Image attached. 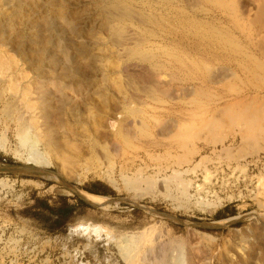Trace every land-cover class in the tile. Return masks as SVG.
<instances>
[{
  "label": "rangeland",
  "instance_id": "1",
  "mask_svg": "<svg viewBox=\"0 0 264 264\" xmlns=\"http://www.w3.org/2000/svg\"><path fill=\"white\" fill-rule=\"evenodd\" d=\"M60 1H0L5 18H27L22 47L0 25V180H8L0 183V264H142L146 250L168 242L166 264H264V0ZM47 20L55 26L43 32L52 43L42 60L31 37ZM60 40L73 58L54 66ZM57 74L79 90H68L70 105L51 102L48 126L60 142L51 151L33 88H54ZM13 101L10 118L4 107ZM32 153L55 165H31ZM95 182L114 195L88 192ZM82 193L108 200L94 205ZM60 197L87 204L64 233L50 235L23 214L37 198L54 205ZM226 209L236 214L216 219ZM157 251L148 264H160Z\"/></svg>",
  "mask_w": 264,
  "mask_h": 264
},
{
  "label": "bare ground",
  "instance_id": "2",
  "mask_svg": "<svg viewBox=\"0 0 264 264\" xmlns=\"http://www.w3.org/2000/svg\"><path fill=\"white\" fill-rule=\"evenodd\" d=\"M0 1H3V3L4 2H7V4H9V3H12L13 5V7H14V5H15V7H16V4H20V6H22V2L23 1H25V0H0ZM51 1V0H50ZM60 1V0H59ZM114 1V0H113ZM60 2H62V1H60ZM116 2H117V0H116ZM116 2H108L109 3V5H108V8L111 10L112 9V11L114 10V8H116V6H118V5H116ZM122 2V1H121ZM128 2V1H127ZM147 2V1H146ZM105 3V2H104ZM123 3V2H122ZM31 4V3H30ZM45 4V3H44ZM57 4V3H56ZM97 4V3H96ZM106 4V3H105ZM1 5V4H0ZM25 5H26V3H25ZM122 5V4H121ZM2 6V5H1ZM11 6V7H12ZM19 6V7H20ZM56 6V5H55ZM120 6V5H119ZM119 6L117 7V8H119ZM128 6V5H127ZM127 6L125 5V8H124V6H123V8L124 9H127ZM2 8V7H1ZM21 8V7H20ZM19 8V9H20ZM25 8V7H24ZM57 8V7H56ZM59 8V7H58ZM66 8V7H65ZM77 8V7H76ZM107 8V9H108ZM122 7L120 8V10L121 9H123ZM22 10H23V8H21ZM61 9H62V7H61ZM61 9H60V11H61ZM104 9V8H103ZM14 10V9H13ZM21 10V11H22ZM116 11V10H115ZM119 11V10H118ZM103 12V11H102ZM107 12V11H106ZM1 13H2V10L0 9V15H1ZM10 13H12V12H10ZM14 13V12H13ZM21 14H23L22 12H21ZM27 14V13H26ZM56 14V13H55ZM106 14V13H105ZM110 14V13H109ZM118 14H120V13H118ZM123 14H125V13H123ZM129 14H131V13H129ZM84 15H85V13H84ZM104 15V14H103ZM102 15V16H103ZM108 15V14H107ZM126 15V14H125ZM132 15V14H131ZM4 16V17H3ZM19 16V15H18ZM115 16H117V15H115ZM119 16V15H118ZM123 16V15H122ZM121 15H120V17H122ZM128 16V15H127ZM14 17H17V16H14ZM19 17H21V15L19 16ZM24 16H22L21 17V19H19L18 20V22L20 23L21 21H23L24 22V20L22 19ZM29 17H30V15H29ZM18 18V17H17ZM16 18V19H17ZM86 18H88V17H86ZM105 18H106V16H105ZM104 18V19H105ZM109 18V17H108ZM123 18V17H122ZM24 19H27V18H25L24 17ZM29 19V18H28ZM61 19H62V17H61ZM110 19H111V16H110ZM110 19H108V20H110ZM113 19H114V17H113ZM112 19V20H113ZM115 19H116V17H115ZM114 19V20H115ZM119 19V18H118ZM129 19H130V17H129ZM39 20V19H38ZM60 20V19H59ZM86 20V19H85ZM93 20V19H92ZM107 20V19H106ZM113 20V21H114ZM62 21H64V20H62ZM71 21V20H70ZM96 21V20H95ZM102 21H103V19H102ZM127 21V20H126ZM25 22H27V20L25 21ZM30 24V26L32 27L33 26V24H32V19L31 20H29L28 21ZM61 22V21H60ZM68 22V21H67ZM80 22V21H79ZM117 22H118V20H117ZM121 22V21H120ZM124 22H125V20H124ZM17 23V20H15V18L13 19V16H8V18H5V15L2 13V16H0V25H2V27H5V28H3L2 29V31L5 33V34H8L7 35V37H9V38H12V39H19V43L17 44V47L18 46H21L22 47V45H24V44H20V39L21 38H24L25 39V37H24V35L25 34H23L24 32L22 31V30H20L21 28L19 27V23H18V25L16 24ZM42 23V22H41ZM75 23V22H74ZM102 22H100V24H101ZM104 23V22H103ZM108 24H110L109 22H107ZM123 23V22H122ZM107 24V25H108ZM114 24H115V22H114ZM22 25V24H21ZM20 25V26H21ZM25 25L27 26V23H25ZM65 26H67L66 24H64ZM74 25V24H73ZM98 25L99 24H97V27H98ZM111 25V24H110ZM23 26V25H22ZM55 25H54V22L53 21H51L50 22V20H47V21H45V22H43V24L42 25H39V27L40 28H42L41 30H42V33H39V34H36V35H34V36H30L31 37V42H37V45L39 46V44H41V47L40 48H37V49H40L39 50V55H42L41 56V59H42V57H44L45 56V58H46V52H47V50L51 47V43H52V36H51V34H50V36H44V34H43V32H49V31H51L50 29L52 28V27H54ZM65 26H64V28H65ZM76 26V25H75ZM100 26V25H99ZM1 27V26H0ZM74 27V26H73ZM73 27L71 26V27H66V31H68L69 33H71L72 32V34H73V31H69V29H73ZM102 27V26H101ZM101 27H99V28H101ZM20 28V29H19ZM122 28V27H121ZM23 29V28H22ZM54 29V28H53ZM112 29V28H111ZM61 30V29H60ZM107 30V29H106ZM119 30H121L120 28H119ZM99 31V30H98ZM39 32V31H38ZM55 32V31H54ZM64 32V31H63ZM121 32V31H120ZM2 34V33H1ZM65 34H67V33H65ZM64 34V35H65ZM90 34V33H89ZM128 34V33H127ZM53 35H55V34H53ZM76 35H77V33H76ZM87 35V34H86ZM67 37H69L68 35H67ZM74 38V37H73ZM97 38V37H96ZM128 38V37H127ZM93 41V40H92ZM124 41V40H123ZM131 41V40H130ZM133 41V40H132ZM22 42H23V40H22ZM127 44V43H126ZM134 44V43H133ZM36 45V46H37ZM115 45V44H114ZM35 45H33V47H34ZM35 46V47H36ZM37 46V47H38ZM95 46V45H94ZM142 46V45H141ZM73 48V47H72ZM81 48V47H80ZM53 49H55V48H53ZM69 49H70V46H68L67 45V43L66 42H61V40H60V42H59V54H60V57H59V54H56V55H54L53 57H52V60H50V62L51 63H53L54 64V66L58 63V60L59 59H63V60H65V63L66 62H68V60L70 59V58H73V57H71V55L69 54V53H71L70 51H69ZM82 49V48H81ZM18 50V49H17ZM36 50V49H35ZM58 50V49H57ZM83 51H85L84 50V48H83ZM122 51V50H121ZM78 52V51H77ZM86 52V51H85ZM133 52V51H132ZM140 52V51H139ZM147 52H149V51H147ZM92 53V52H91ZM96 53V52H95ZM120 53V52H119ZM136 53V52H135ZM51 54H52V52H51ZM131 54V53H130ZM69 55V56H68ZM82 55V54H81ZM140 55V54H139ZM38 56V55H37ZM74 56V55H73ZM76 56V55H75ZM144 56H146V55H144ZM143 56V57H144ZM35 57V56H34ZM140 57V56H139ZM149 57V56H148ZM151 57V56H150ZM37 58V57H36ZM38 58H40V57H38ZM65 58V59H64ZM69 58V59H68ZM80 58V57H79ZM2 59V58H1ZM35 59V58H34ZM44 59V58H43ZM42 59V60H43ZM136 59V58H135ZM137 59H138V57H137ZM149 59V58H148ZM40 61V60H38V61H40V63L42 64L43 63V61ZM121 60V59H120ZM70 61H73V60H70ZM145 61V60H144ZM143 61V62H144ZM6 62V61H5ZM29 62V61H28ZM45 62V61H44ZM62 62V61H61ZM91 62V61H90ZM8 63V62H7ZM64 64V61L62 62V65ZM36 65H38V67L36 68L37 69V71L39 72V70H40V67H42V65H40L39 63L38 64H36ZM66 64H64V66H65ZM69 64H67L66 66H65V69H67V76H70V77H72V78H74V77H76L77 76V72H74V70L73 69H71V67L72 66H68ZM78 65V66H77ZM139 65V64H138ZM75 66V65H74ZM76 66L77 67H79V64H76ZM76 67V68H77ZM90 67V66H89ZM135 67H138V71L140 72V74L142 75L141 77H142V79H143V81H145V82H147V83H151L150 85H152V84H155V83H158V75L156 74V73H153V72H151L150 70H146V68H143V67H140V66H135ZM35 68V67H34ZM73 68V67H72ZM135 69H137V68H135ZM43 70V69H42ZM46 70V69H45ZM127 70V69H126ZM36 73V72H35ZM57 72H55V73H52V75L53 74H56ZM15 77V76H14ZM38 77V76H37ZM39 77H42V76H39ZM44 77V76H43ZM42 77V78H43ZM134 77V76H133ZM77 78V77H76ZM37 79H39V78H37ZM64 79V77H62V75H59V74H57V75H55V77L54 78H52V80L51 79H49L50 81L48 82L49 84V86L52 84L53 85V87L54 88H52V89H50V87H48L47 86V84L46 83H41L40 85L38 84V86H37V88L35 89V88H33L34 89V91L35 90H39L40 91V99L42 100V107L41 108H39V109H41L40 111L42 112V115H43V117L45 118V125H47V129H48V131H47V133H45V134H43V138H44V141H45V146H46V149L48 150H50L51 149V151H52V148H55L56 147V149H58L57 148V145H58V142L59 141H57V132H56V130H51L50 129V127L48 126V124H49V118H52V113H51V102H54L55 103V105H56V101L58 102V100H60V102L65 106V105H70V103L72 102V99L70 98V94L68 93V90L69 91H73V92H77L79 89H70L71 88V86H68L67 84H65V85H63L62 86V80ZM73 81V80H72ZM117 81V80H116ZM263 81V80H262ZM65 82V81H64ZM36 85H37V83H36ZM28 87V86H27ZM96 88V87H95ZM28 89V88H27ZM97 89V88H96ZM15 90V89H14ZM24 90V89H23ZM95 90V89H94ZM39 91L37 92V93H39ZM93 91V90H92ZM96 91V90H95ZM104 91H107V89H105ZM191 91V90H190ZM23 92V91H22ZM30 92V91H29ZM93 93H95L94 91H93ZM92 93V94H93ZM3 94V93H2ZM29 94V93H28ZM103 95H104V93H102ZM1 95V94H0ZM26 95V94H25ZM100 95V94H99ZM27 96V95H26ZM72 96V95H71ZM30 97V96H29ZM72 97H74V95L72 96ZM76 97V96H75ZM74 97V98H75ZM85 97H87V96H85ZM89 97V96H88ZM93 97H95V96H93ZM104 97V96H103ZM107 97V96H106ZM27 98V97H26ZM39 98V97H38ZM73 98V99H74ZM108 98V97H107ZM26 100V99H25ZM106 101L105 99H102V101ZM74 101V100H73ZM111 101V100H110ZM24 102V101H23ZM41 102V101H40ZM129 102V101H128ZM240 102V101H239ZM15 102L13 101V102H9V103H7V105L4 107L5 109V112H6V116H8V117H12L14 114H15V112H16V109H17V107H16V105L14 104ZM106 103V102H105ZM40 104V103H39ZM58 105H59V103H57ZM34 106H36V105H34ZM32 107V106H31ZM33 108V107H32ZM31 108V109H32ZM52 108H54V107H52ZM58 108H60V107H58ZM138 108V107H137ZM129 109V108H128ZM131 109V108H130ZM55 110V109H54ZM60 110V109H59ZM131 110H129V112H130ZM40 112V113H41ZM134 111H131V113L133 114V116L134 115H137V114H135V113H133ZM131 114V115H132ZM215 117V116H214ZM157 122V121H156ZM224 122V121H223ZM51 123V122H50ZM141 123L142 122H140V124L139 125H141ZM53 125V124H52ZM122 125V124H121ZM143 126V125H142ZM124 127V126H123ZM52 128V127H51ZM54 128V127H53ZM211 128V127H210ZM145 129V128H144ZM45 130V129H44ZM46 132V131H45ZM59 132V131H58ZM144 132V131H143ZM22 133V132H21ZM58 134H60V132L58 133ZM59 136V135H58ZM61 141V140H60ZM123 141H125V140H123ZM128 141V140H127ZM60 143V142H59ZM60 145H62V144H60ZM68 147V146H67ZM55 150V149H54ZM59 150V149H58ZM116 152V151H115ZM118 152V151H117ZM253 152V151H252ZM13 153H15V152H13ZM22 153V152H21ZM16 154H18V153H16ZM15 154V155H16ZM37 154V153H36ZM22 155V154H21ZM21 155H20V157H21ZM31 155V157H32V159H30V160H32L31 162L32 163H30L31 165H33V166H35V167H39V168H43V169H47V168H50V167H52L53 165H55V163H51V162H49L47 159L46 160H42L43 158H39V154H37L38 155V157L35 155V153H32V154H30ZM29 155V156H30ZM28 156V155H27ZM42 157V156H41ZM44 157V156H43ZM25 158V157H24ZM27 158V157H26ZM25 161L26 160H28V159H24ZM23 160V161H24ZM70 162V161H69ZM61 168H62V166H61ZM63 169V168H62ZM191 169V168H190ZM193 169H195V168H193ZM140 170V169H139ZM184 171V170H183ZM193 171V170H192ZM68 172V171H67ZM138 173H140V172H138ZM175 173V172H174ZM125 175V174H124ZM194 175V174H193ZM140 176V175H139ZM145 176V175H144ZM173 176V175H172ZM196 176V175H195ZM101 177V176H100ZM137 177V176H136ZM208 177H209V175H207L206 177H204L205 178V180H207L208 179ZM107 178V177H106ZM168 178V177H167ZM170 178V177H169ZM210 178V177H209ZM125 179V178H124ZM196 179H198V178H196ZM204 180V179H203ZM204 180V181H205ZM7 179H5V180H0V183H7ZM127 181H130V179L129 180H127ZM132 181V180H131ZM131 181H130V183H131ZM151 181H152V179H151ZM134 182V181H133ZM168 182L169 181H165L163 178L161 179V178H158V180H157V184H158V186H159V188L161 189V190H165L166 191V188H168L169 186H168ZM207 182V181H206ZM36 184V182H33V184ZM135 183V182H134ZM133 183V184H134ZM139 183V182H138ZM32 184V183H31ZM34 184V185H35ZM37 184H39V183H37ZM36 184V185H37ZM152 184H154V183H152ZM185 184V183H184ZM186 184H187V182H186ZM2 184H0V187H2L1 186ZM10 185V184H9ZM14 185V184H13ZM147 185V184H146ZM180 185V184H179ZM178 185V186H179ZM188 185V184H187ZM187 185H185V186H187ZM114 186V185H113ZM152 185H150V187H151ZM156 186V185H155ZM182 186V185H181ZM180 186V187H181ZM200 186H202V185H200ZM133 187V186H132ZM189 187V186H188ZM187 187V188H188ZM39 188V187H38ZM170 188V187H169ZM201 188V187H200ZM183 189V188H182ZM172 190V189H171ZM168 191V190H167ZM82 197L86 200V201H88V202H90V203H92V204H94V205H103L108 199L107 198H105V197H102V196H97V195H93V194H89V193H82ZM208 211V210H207ZM219 223H220V221H219ZM152 229V228H151ZM84 230V229H83ZM72 231H74V229L72 230ZM72 231H71V233H72ZM136 234V233H135ZM127 235V234H126ZM133 235V234H132ZM205 235V234H204ZM129 237V236H128ZM140 237V236H139ZM144 238V237H143ZM131 240V239H130ZM120 241V240H119ZM132 241V240H131ZM153 241V240H152ZM10 244V243H9ZM123 244V243H122ZM164 244V243H163ZM161 245V246H159L158 247V245H157V247H156V249L154 248L153 250H159V251H157L156 252V254L158 255V259H159V263L160 264H166V262L167 261H170L169 259H170V255L168 254V252L170 251L171 252V249L173 248V244L171 243V242H168V243H165L164 245ZM138 245V244H137ZM151 245V244H150ZM119 246V245H118ZM135 246V245H134ZM145 247V246H144ZM175 247V246H174ZM125 248V247H124ZM127 250V249H126ZM153 250L152 249H149V250H146V252L149 254V255H146V257H150V258H152V256L155 254V253H149V252H153ZM146 253V254H147ZM144 255V254H143ZM169 255V256H168ZM142 256V255H141ZM145 257V258H146ZM157 257V256H156ZM143 259V257H142V264H148L149 262H147L146 260H148V258L147 259ZM153 259H154V257H153ZM155 260V259H154ZM256 260H257V258H256ZM150 261V260H149ZM255 261V260H254ZM151 262V261H150ZM152 263V262H151ZM173 264L175 263V262H172ZM153 264V263H152ZM155 264V263H154ZM254 264V263H253ZM258 264V263H257ZM260 264H262V263H260Z\"/></svg>",
  "mask_w": 264,
  "mask_h": 264
},
{
  "label": "trees",
  "instance_id": "3",
  "mask_svg": "<svg viewBox=\"0 0 264 264\" xmlns=\"http://www.w3.org/2000/svg\"><path fill=\"white\" fill-rule=\"evenodd\" d=\"M90 193L114 195V192L108 190L101 182H95L90 184V188H86ZM77 204H70L68 198L60 197L54 204H50L46 199H35L32 207L27 208L23 214L26 217L32 218L37 221L50 235H56L64 233V230L70 222L79 213V209L87 207L86 202L77 199ZM235 212H228L226 209L224 212H220L216 215V219H223L228 216H234Z\"/></svg>",
  "mask_w": 264,
  "mask_h": 264
}]
</instances>
